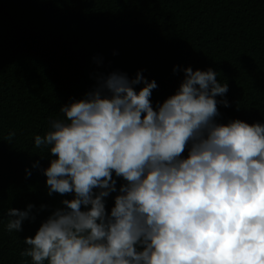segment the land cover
I'll use <instances>...</instances> for the list:
<instances>
[{
    "label": "clouds",
    "instance_id": "obj_1",
    "mask_svg": "<svg viewBox=\"0 0 264 264\" xmlns=\"http://www.w3.org/2000/svg\"><path fill=\"white\" fill-rule=\"evenodd\" d=\"M183 72L155 108L158 85L142 70L132 79L97 73L84 98L35 136L56 157L43 170L48 195L74 198L25 238L31 264H264V124L217 123L228 84L211 68ZM113 173L126 183L108 214ZM33 208H10L7 231L35 220Z\"/></svg>",
    "mask_w": 264,
    "mask_h": 264
},
{
    "label": "trees",
    "instance_id": "obj_2",
    "mask_svg": "<svg viewBox=\"0 0 264 264\" xmlns=\"http://www.w3.org/2000/svg\"><path fill=\"white\" fill-rule=\"evenodd\" d=\"M188 67L211 68L228 84L216 97L230 105H217V123L264 124V0H0V264H31L21 255L25 238L74 198L48 195L43 170L56 157L34 144L63 119L61 107L83 99L97 73L132 79L142 70L158 85L155 108L177 92ZM113 179L108 214L126 183ZM29 204L35 220L9 233L8 210Z\"/></svg>",
    "mask_w": 264,
    "mask_h": 264
}]
</instances>
